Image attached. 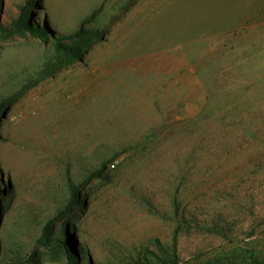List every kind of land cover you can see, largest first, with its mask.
<instances>
[{
    "label": "rangeland",
    "instance_id": "rangeland-1",
    "mask_svg": "<svg viewBox=\"0 0 264 264\" xmlns=\"http://www.w3.org/2000/svg\"><path fill=\"white\" fill-rule=\"evenodd\" d=\"M0 24V264H264V0H0Z\"/></svg>",
    "mask_w": 264,
    "mask_h": 264
},
{
    "label": "trees",
    "instance_id": "trees-1",
    "mask_svg": "<svg viewBox=\"0 0 264 264\" xmlns=\"http://www.w3.org/2000/svg\"><path fill=\"white\" fill-rule=\"evenodd\" d=\"M14 25L16 27L22 28L26 30L27 32L31 33L32 35L38 36V37H45L47 36V32L39 27H32L31 25L27 24L23 21H16L14 22ZM1 26V24H0ZM81 34V30H77L73 34L66 35L63 37L64 39L73 38L76 36H79ZM55 46L57 49L62 50L64 53H66L69 56L73 57H79L78 54H76L72 48L67 45L66 43H60V38L55 39ZM99 173H94V175H98ZM71 189L74 190L75 187L71 186ZM215 233H221L224 234L225 232L220 228H214L211 229ZM44 235L43 237H40L38 239V242L41 243V246H46V248L49 247L48 244L42 243L44 241ZM72 242V241H71ZM48 246V247H47ZM51 247L58 248L64 252L67 258V264H79L74 260L71 253V248L74 246L72 243H69L67 241L64 242H57L54 241L51 245ZM129 264H180L179 258L176 250V244L173 242L171 245H159L157 251L152 250H146L142 256L138 258L137 261H134Z\"/></svg>",
    "mask_w": 264,
    "mask_h": 264
}]
</instances>
